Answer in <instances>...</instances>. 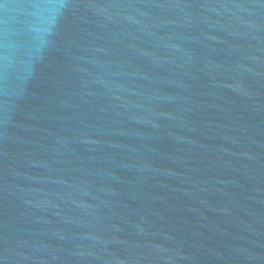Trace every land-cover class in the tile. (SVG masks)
Instances as JSON below:
<instances>
[{
    "label": "water",
    "instance_id": "obj_1",
    "mask_svg": "<svg viewBox=\"0 0 264 264\" xmlns=\"http://www.w3.org/2000/svg\"><path fill=\"white\" fill-rule=\"evenodd\" d=\"M0 264H264V0H0Z\"/></svg>",
    "mask_w": 264,
    "mask_h": 264
}]
</instances>
